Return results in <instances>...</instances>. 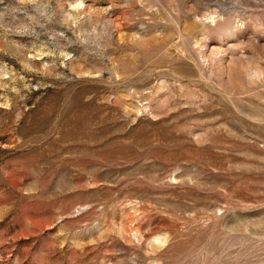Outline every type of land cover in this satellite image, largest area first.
<instances>
[{
    "label": "rangeland",
    "instance_id": "374dc122",
    "mask_svg": "<svg viewBox=\"0 0 264 264\" xmlns=\"http://www.w3.org/2000/svg\"><path fill=\"white\" fill-rule=\"evenodd\" d=\"M0 264H264V0H0Z\"/></svg>",
    "mask_w": 264,
    "mask_h": 264
}]
</instances>
